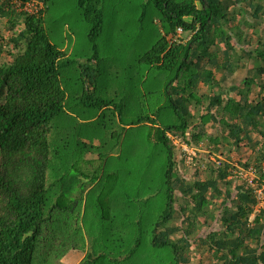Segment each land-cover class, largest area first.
<instances>
[{"label": "trees", "instance_id": "trees-1", "mask_svg": "<svg viewBox=\"0 0 264 264\" xmlns=\"http://www.w3.org/2000/svg\"><path fill=\"white\" fill-rule=\"evenodd\" d=\"M49 1L0 0V18L6 17L13 32L11 58L0 62V264H65L62 259L68 251L85 249L69 239L80 230L82 201L93 182L87 181L89 170L71 171L85 153L100 159L104 153L97 152L98 147L103 149L107 142L113 149L119 145L112 132L110 141L104 138L98 144L72 145L68 131L63 141L65 123L58 119L70 95L60 69L71 59L46 29ZM106 1L75 0L91 40L102 31ZM30 3L36 5L33 11L25 9ZM124 4H133L142 13L147 6L157 16L153 23H160V30L153 27L155 40L138 58L148 68L163 71L165 99L155 110H171L151 137L166 155L158 183L159 191L164 189L165 208L154 223L152 246L167 247L172 264H264V204L257 208L253 188L242 180L234 182L236 167L227 155L217 156L221 148L228 152L247 146L251 157L238 163L254 166L264 178V0H115L113 6ZM178 27L188 32L185 39ZM1 39L0 33V52ZM238 69L245 73L236 81ZM86 95L93 98L86 92L82 97ZM93 104L99 111L110 108L99 99ZM157 115L154 111L137 115L126 125L156 128ZM107 116L112 122L116 115ZM168 134L179 136L198 156L203 143L219 165L206 155L205 166L196 170L205 179L185 183L178 169V159L183 158ZM97 172L95 182L101 174L100 169ZM106 175L105 195H115L111 179L115 181L116 174L108 168ZM116 215L109 219L111 228L117 225L111 230L133 225ZM214 220L219 229L203 234V227ZM134 240L128 254L138 250L141 235ZM194 241L208 257L189 263Z\"/></svg>", "mask_w": 264, "mask_h": 264}, {"label": "rangeland", "instance_id": "rangeland-1", "mask_svg": "<svg viewBox=\"0 0 264 264\" xmlns=\"http://www.w3.org/2000/svg\"><path fill=\"white\" fill-rule=\"evenodd\" d=\"M114 1H106L102 31L93 40L88 37V23L80 15L75 0H50L44 12V23L51 41L65 49L71 59L70 63L60 69L64 88L70 95L65 101V112L58 119L65 123L62 128L63 141L68 131L72 145L80 141L98 144L104 138L110 141L111 132L114 142H119L114 149L111 147L113 143L109 142L103 149L98 147L97 152L104 153L100 159L96 156L93 158L89 153L85 157V153L84 158L78 157L79 165L77 163V167L72 168L71 172L76 174H81V167L89 170L87 181L93 183L82 201L80 230L69 239L70 242L80 244L78 246H85V249H73L66 255L68 260L73 256L77 260L78 256L82 259L88 254L81 264H172L173 254L167 247L154 248L151 244L154 223L165 208L164 189L159 191L158 183L159 178L162 180L166 160L162 146L156 144L151 137L165 124L171 110H155L165 99L162 91L165 78L163 71L148 68L147 62L138 58L155 40L152 36L153 27H160V23H153L157 16L147 6L142 13L140 8H133V4L114 8ZM35 6L34 4L28 8L34 10ZM5 21L6 17L0 18L3 41L0 62L9 61L13 51L9 41L13 32ZM19 28L20 26H16L14 29L18 31ZM187 36L188 32L181 33L182 39ZM244 73L243 69H238L235 72L236 81ZM202 89L209 91L204 86ZM84 92L91 93L93 98L88 99V95L82 97ZM95 99L108 102L110 108L99 111L97 104H93ZM113 106L120 107L119 111L117 108L116 111L113 110ZM151 111L158 113V127L142 125L128 128L126 125L137 115H151ZM113 112L116 116L110 122L107 115ZM199 145L202 155L196 154L190 162L178 159V169L185 183L205 179V175L196 170L205 166L203 159L206 155L216 161L217 156L221 155L223 158L226 154L233 165L251 157L250 149L244 145L228 152L221 148L217 156L209 154L203 148V143ZM154 156L156 159L153 161ZM74 160V157L70 158L71 162ZM147 162L150 163L149 167ZM108 168L116 174L115 181L111 179V184L114 182L112 189H116L113 190L115 195L110 192L109 196L105 195ZM99 169L101 174L95 182ZM81 180L85 179L81 177ZM234 182L241 181L237 179ZM115 213L117 217H125L133 225L120 231L118 228L111 230L117 226L111 228L109 222ZM133 219H140V224L137 225ZM210 229H219L217 220L211 222L209 227H203L201 232L206 234ZM136 234L141 235V243L136 252L128 254L129 249L134 247ZM196 243L194 241L188 252L189 263H196L204 258L206 260L208 257L205 250L197 249Z\"/></svg>", "mask_w": 264, "mask_h": 264}, {"label": "built area", "instance_id": "built-area-1", "mask_svg": "<svg viewBox=\"0 0 264 264\" xmlns=\"http://www.w3.org/2000/svg\"><path fill=\"white\" fill-rule=\"evenodd\" d=\"M34 3L27 4L25 9L29 11H33L28 6H33ZM177 33L181 34L182 29L180 27L177 28ZM171 142L179 148V152L181 157L186 162H190L193 160L194 156H196V151L194 148L189 147L179 136H173L168 134ZM216 163L219 165V161L216 160ZM233 170V175L235 178L242 180L247 186L253 188L254 195L257 199V208L264 204V178L261 179L260 175L257 173V170L254 166L250 165L247 167L241 166L239 163L236 165ZM263 174H264V167H263ZM231 177V175L229 176Z\"/></svg>", "mask_w": 264, "mask_h": 264}, {"label": "crops", "instance_id": "crops-1", "mask_svg": "<svg viewBox=\"0 0 264 264\" xmlns=\"http://www.w3.org/2000/svg\"><path fill=\"white\" fill-rule=\"evenodd\" d=\"M68 256L67 255H65L64 257H63V262L65 263V264H76L80 259H81V256H78V259L77 260H75V256H73L72 258H70L69 260H68V258H67Z\"/></svg>", "mask_w": 264, "mask_h": 264}]
</instances>
